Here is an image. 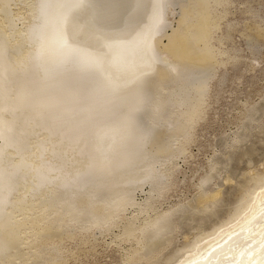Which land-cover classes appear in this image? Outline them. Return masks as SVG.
I'll use <instances>...</instances> for the list:
<instances>
[{
  "label": "bare ground",
  "instance_id": "6f19581e",
  "mask_svg": "<svg viewBox=\"0 0 264 264\" xmlns=\"http://www.w3.org/2000/svg\"><path fill=\"white\" fill-rule=\"evenodd\" d=\"M226 1L186 0L170 21L171 0H0V264H66L100 243L128 245L127 263L159 264L176 217L215 214L222 186L203 187L218 161L193 186L189 213L157 205L179 183L175 161L190 157L215 70L239 62L219 49L230 26L212 44ZM243 176L224 220L236 232L264 209V166ZM210 231L164 264H202L197 237Z\"/></svg>",
  "mask_w": 264,
  "mask_h": 264
},
{
  "label": "rangeland",
  "instance_id": "374dc122",
  "mask_svg": "<svg viewBox=\"0 0 264 264\" xmlns=\"http://www.w3.org/2000/svg\"><path fill=\"white\" fill-rule=\"evenodd\" d=\"M181 2L186 3V0H171L172 4L166 12V17L170 21L177 19ZM227 3L226 6L217 7L214 11L215 15L221 16L225 13L226 17L218 20L220 29L213 34L212 44L217 47L216 40L224 36L230 26L232 29L229 39L223 41L219 49L229 51L231 58L237 56L234 60L238 59L239 62L232 60L233 63L230 62L225 67L215 70L205 119L193 128L191 141L187 147L190 157L184 161V157L181 156L175 161L180 169V173L175 175L179 183L157 206L160 211L180 207L182 211L189 213L192 208L188 203L193 204V198L197 193L193 186L208 172L211 161L220 163L219 172L203 188L209 192L222 186V194L214 215L205 213L199 215V219L196 220H191L189 214L175 218L177 228L171 233V241L155 257L159 264H164L167 258L190 244L199 229L208 231L215 226L213 221L218 223L224 221L235 207L245 183L241 173L253 169L262 171L264 166V65H262L264 56L261 55V50L264 49V0H228ZM12 9L15 12L22 10L21 13L27 14L26 9L20 4ZM17 27H22L21 22L17 23ZM257 27L259 30L256 33ZM162 85L171 86L169 81L162 82ZM251 107L254 110L249 118ZM225 162L227 167L223 166ZM226 177L236 178L237 182L234 185H225ZM225 186L228 203L224 202ZM142 198V194H137V200ZM110 231L115 235L118 233L114 227H111ZM95 234L100 236L98 232ZM185 234L189 236V242L184 241ZM112 239L106 234L103 242L109 243ZM100 244L96 248V253L89 255L79 253L75 261L71 259L66 264H132L125 262L123 258L128 252V245L123 247L125 248L123 250L114 246L105 248L104 243ZM67 248L73 252L77 251L73 244H67Z\"/></svg>",
  "mask_w": 264,
  "mask_h": 264
},
{
  "label": "snow or ice",
  "instance_id": "6c2138e0",
  "mask_svg": "<svg viewBox=\"0 0 264 264\" xmlns=\"http://www.w3.org/2000/svg\"><path fill=\"white\" fill-rule=\"evenodd\" d=\"M261 55L264 56V49L261 50ZM262 65H264V61H262ZM236 182V178H230L225 181V185H234ZM240 182L242 183V180ZM262 184H264V180H262ZM223 195L224 202L228 203L227 186L224 187ZM164 219L166 220V218ZM213 223L215 227L212 228V231L197 237L196 247L202 249L200 251L202 264H264V209L261 210L258 217L252 215L249 218L246 213L242 222L237 221L240 232H236L235 228L228 224V221H224L225 224H228V231L232 233L231 235L225 232L222 224L216 221ZM257 225L260 226L259 231L254 230ZM217 229H219V233ZM245 229L248 231V236L241 241L240 236ZM225 236H227L226 239ZM238 255L239 259H237Z\"/></svg>",
  "mask_w": 264,
  "mask_h": 264
},
{
  "label": "water",
  "instance_id": "95a60500",
  "mask_svg": "<svg viewBox=\"0 0 264 264\" xmlns=\"http://www.w3.org/2000/svg\"><path fill=\"white\" fill-rule=\"evenodd\" d=\"M158 36H160V35H158ZM158 36H156V37H158ZM146 54H149V51H148V50H146L145 55H146ZM144 74H145V75H149V77H150V76H152L153 71H151V72H150V71H148V72H144ZM111 93H112V94H116V93H118V92H111Z\"/></svg>",
  "mask_w": 264,
  "mask_h": 264
}]
</instances>
